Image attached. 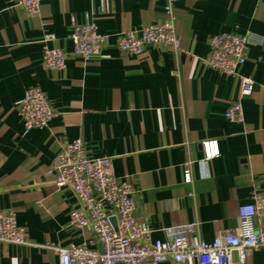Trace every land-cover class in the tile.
<instances>
[{
    "label": "crops",
    "instance_id": "crops-1",
    "mask_svg": "<svg viewBox=\"0 0 264 264\" xmlns=\"http://www.w3.org/2000/svg\"><path fill=\"white\" fill-rule=\"evenodd\" d=\"M165 0H40L26 13L15 0H0V209L12 211L32 245L0 242V264H56L44 243L96 245L88 228L68 223L72 191L47 174L61 146L81 139L87 156L107 155L114 175L135 190V217L152 239L196 222L211 241L238 222V207L254 189L264 190V0H176L180 50L150 45L139 54L116 47L122 31L160 22ZM93 22L105 37L100 56H74L75 25ZM66 53L62 70L42 62V36ZM219 32H251L236 75L204 67L208 38ZM253 81L241 98L242 121L224 113L240 96L241 78ZM29 86L45 91L53 116L45 127L23 134L16 102ZM218 139L220 155L201 175L200 141ZM191 161L193 181L183 182ZM193 192V195L189 193ZM160 264H180L163 261ZM246 264H264V248Z\"/></svg>",
    "mask_w": 264,
    "mask_h": 264
},
{
    "label": "built area",
    "instance_id": "built-area-1",
    "mask_svg": "<svg viewBox=\"0 0 264 264\" xmlns=\"http://www.w3.org/2000/svg\"><path fill=\"white\" fill-rule=\"evenodd\" d=\"M175 1L165 0L162 21L119 33L116 47L128 54H139L150 45L164 46L172 52L180 50L173 12ZM15 3L33 14L38 11L40 0H15ZM69 37L74 56L84 61L100 56L105 37L95 23L75 25ZM54 38L52 33L43 34L42 62L47 69L62 70L67 53L49 44ZM260 41L251 32L215 33L208 38V51L201 57V63L225 75H236L247 59V45ZM240 78V96L230 102L224 113L230 121L243 120L241 98L250 95L253 89L250 77ZM16 109L23 134L32 128L45 127L53 116L47 94L37 86L24 90ZM200 147L202 156L196 162L201 175L207 176L209 162L220 155L218 139H202ZM190 163H184L182 171L183 182L187 184L193 181ZM47 174L57 187H67L75 196L76 205L68 213V223L77 229L88 228L96 242L95 246L84 242L41 245L57 255L56 264H160L166 260L180 264H246L254 250L264 248V190L254 189L250 201L238 207L237 225L219 230L211 241L201 239L196 222L169 229L165 239H152L146 222L135 217L134 188L114 175L110 156H87L83 141L77 138L61 146ZM0 242L32 245L12 211L0 209Z\"/></svg>",
    "mask_w": 264,
    "mask_h": 264
},
{
    "label": "water",
    "instance_id": "water-1",
    "mask_svg": "<svg viewBox=\"0 0 264 264\" xmlns=\"http://www.w3.org/2000/svg\"><path fill=\"white\" fill-rule=\"evenodd\" d=\"M111 222H112V225H114V226H115V220H114V218H113V217L111 218Z\"/></svg>",
    "mask_w": 264,
    "mask_h": 264
}]
</instances>
